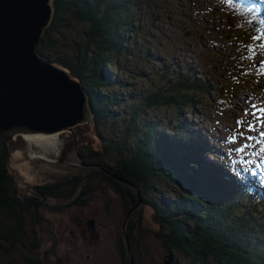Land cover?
Listing matches in <instances>:
<instances>
[{
	"label": "trees",
	"instance_id": "16d2710c",
	"mask_svg": "<svg viewBox=\"0 0 264 264\" xmlns=\"http://www.w3.org/2000/svg\"><path fill=\"white\" fill-rule=\"evenodd\" d=\"M159 1L52 0L53 19L38 52L43 60L66 69L81 82L89 96L93 124L97 129L107 126L115 134V127L120 124L116 108L122 106L124 99L112 91L102 93L105 87L116 83L105 71L108 66H114V72L119 71L121 56L133 58L134 51L130 47L142 49L135 45L136 42L134 45L130 42L133 31L136 37L142 35L133 27L141 20L138 15L148 5L162 10L161 16L169 21L189 2L162 0L163 7H159ZM235 3L255 19L252 26L257 29L258 38L264 40L259 6L252 8L240 1ZM63 28L72 30L74 36L71 38L72 33H64ZM60 31L63 39L58 41L55 37ZM161 47L158 44L157 51ZM152 51L153 47H148L147 53L144 52L151 56ZM176 53L157 71L153 88L130 106L129 121L122 130V137L105 136L109 154L119 155L125 169L104 168L115 174L120 183L137 187L142 196L155 190L157 182L180 187L181 193L152 204L158 226L165 230L163 246L172 255V263L180 261L175 256L178 254L187 261L184 264H264V161L259 159L258 151L246 160L239 159L231 147L211 164V159L203 158L202 154L216 158L212 152L215 151L214 139L189 134L181 121L185 114L201 115V105L210 109L220 107L213 94L222 93L217 80L224 79L228 65H218L208 74L198 69L193 61L182 62ZM232 87L236 92L240 84L233 81ZM201 95H205L206 101ZM161 107L173 111L167 120L154 113ZM0 136H3L0 145V240L18 243L25 238L24 213H30L38 221L37 213L50 204V199L61 209L60 205L73 191L66 178H52L48 183L20 192L8 163L11 136L8 133ZM102 174L113 189L114 178ZM91 192L93 190L87 191L88 195ZM124 194L127 196L122 208L125 217L133 205L128 200L131 197L128 190ZM35 224L33 222V240L36 238ZM125 233L134 264L131 223ZM120 238H117L119 252H124L126 248ZM37 246L32 243V250ZM44 253L41 258L45 262L30 259L28 264H51L48 253Z\"/></svg>",
	"mask_w": 264,
	"mask_h": 264
},
{
	"label": "rangeland",
	"instance_id": "374dc122",
	"mask_svg": "<svg viewBox=\"0 0 264 264\" xmlns=\"http://www.w3.org/2000/svg\"><path fill=\"white\" fill-rule=\"evenodd\" d=\"M163 2L160 0L158 6L163 7ZM248 2L258 4L264 32V0ZM161 13L162 10L147 5L145 11L138 15L141 20L133 26L142 35L136 37L133 31L130 36L131 45L136 42L135 45L143 50L130 47L134 57L121 56L118 60L119 71L114 72V66L106 67L105 72L116 83L105 87L102 93L112 91L124 99L122 106L116 108V113H120V124L115 127V134L107 126L97 129L94 124L81 125L71 132L59 133L57 152L32 144L31 140L25 139L28 134L10 137L8 163L20 192L48 183L52 178H66L73 192L60 205L61 209H58L54 199H50V204L37 213L38 221L30 213H24L25 238L18 243L0 240V264H28L30 259L43 263L45 261L41 256L44 252L48 253L51 264H130L127 251L120 253L117 243L119 236L126 248L123 235L129 223L134 229V236L131 237L135 245L134 264L168 263L164 258L168 255L163 246L165 230L158 226L152 204L181 193L180 187L157 182L155 190L145 196L139 193L138 197L137 187L125 182H115L112 189L99 167L125 169L119 155L113 152L109 154L105 136H114L116 139L122 137V130L129 121L127 113L130 106L153 88L157 71H160L165 61L170 62V57L176 51L182 62L193 61L198 69L208 74H211L210 69L218 65L226 64L229 68L224 79L217 80L222 93L213 94L220 102V107L210 109L207 105H201V115L185 114L181 119L189 134H201L206 140L209 136V139H214L216 152H212L216 158L202 154L203 158L211 159L210 163L215 164L219 157L233 147L239 159L246 160L258 151L259 159L264 161V151H261L264 149V139L259 135L264 128H260L251 115L256 111L253 105L264 109V40L258 38L257 29L252 26L255 19L230 0H189L179 15L169 21ZM62 31L72 33L66 28ZM73 36L74 33L70 35L71 38ZM55 38L58 41L63 39L62 32L56 34ZM158 44L162 45L160 51L156 49ZM148 47H153L151 56L146 54ZM233 81L240 84L236 92L232 87ZM201 98L204 99L205 95H201ZM206 103L209 104L208 101ZM245 111L249 113L247 117L244 116ZM154 113L167 120L173 111L161 107L155 109ZM240 119L246 121L240 131H244L245 137L246 134L252 136V140L239 135L236 121ZM248 124H255L259 130L247 132ZM163 125H166V121ZM233 135L236 136L235 140L231 139ZM257 140L260 143H256ZM2 142L3 136H0V145ZM244 144L249 147L243 152L238 151ZM90 190L94 191L92 195L87 193ZM126 190L131 194L128 200L132 201L133 210L124 217L122 208L126 204ZM134 200L136 202L133 204ZM105 208H112L115 212L107 215ZM98 209L99 217L101 214L98 218L100 226H97L99 238L98 241H91L88 235L81 233L83 228L78 227V221L83 218L82 214L97 215ZM33 222L36 223L34 240ZM32 243L38 245L36 250H32ZM175 256L180 259L177 264L187 263L180 255Z\"/></svg>",
	"mask_w": 264,
	"mask_h": 264
},
{
	"label": "water",
	"instance_id": "95a60500",
	"mask_svg": "<svg viewBox=\"0 0 264 264\" xmlns=\"http://www.w3.org/2000/svg\"><path fill=\"white\" fill-rule=\"evenodd\" d=\"M52 19V0H0V135H51L93 124L81 82L38 52ZM123 237L133 264L127 234ZM164 258L170 264L172 255Z\"/></svg>",
	"mask_w": 264,
	"mask_h": 264
},
{
	"label": "snow or ice",
	"instance_id": "6c2138e0",
	"mask_svg": "<svg viewBox=\"0 0 264 264\" xmlns=\"http://www.w3.org/2000/svg\"><path fill=\"white\" fill-rule=\"evenodd\" d=\"M253 108L256 109V111L252 112L251 115L253 117V119L255 121H257L259 123V127L260 128H264V109L261 108H256L255 105H253ZM257 113H259V115H257ZM249 115V113L247 111L244 112V116L247 117ZM246 121L243 119L237 120L236 124H237V131L239 132V135L247 140H252L253 137L252 136H247L245 137V133L244 131H240L241 128L244 127ZM258 127L255 124H248L246 131L247 132H255L258 131ZM260 137L262 139H264V131H260L259 133ZM232 140L236 139V136L233 135L231 137ZM256 143H260L259 140L256 141ZM249 145L248 144H244V146L240 149H238V151L243 152L246 148H248ZM261 151H264V149H261Z\"/></svg>",
	"mask_w": 264,
	"mask_h": 264
},
{
	"label": "flooded vegetation",
	"instance_id": "af4514ba",
	"mask_svg": "<svg viewBox=\"0 0 264 264\" xmlns=\"http://www.w3.org/2000/svg\"><path fill=\"white\" fill-rule=\"evenodd\" d=\"M113 181L118 182V180H115V179H113ZM93 192H91L89 195H92ZM113 211L114 210H111V208H105V212L107 215H112ZM99 212L100 210L98 209V214L95 216H91L89 214H85V215L82 214L83 218L78 221V227L83 228V231H81V233L84 236L88 235L91 241H98V238H99L98 233H97V226H100V219L98 218L101 217V214L99 217ZM120 253H123V252H120ZM172 262L173 260L170 261V264H172Z\"/></svg>",
	"mask_w": 264,
	"mask_h": 264
},
{
	"label": "bare ground",
	"instance_id": "6f19581e",
	"mask_svg": "<svg viewBox=\"0 0 264 264\" xmlns=\"http://www.w3.org/2000/svg\"><path fill=\"white\" fill-rule=\"evenodd\" d=\"M25 139L31 140L33 142L32 144H35L37 147H41V149H48L49 148L48 150L56 151V152L58 151L57 149L59 146V144H58L59 143V133L51 134V135L39 134V133L38 134H28V135H25Z\"/></svg>",
	"mask_w": 264,
	"mask_h": 264
}]
</instances>
